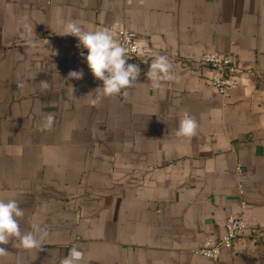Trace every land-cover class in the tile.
I'll use <instances>...</instances> for the list:
<instances>
[{
    "label": "crops",
    "instance_id": "1",
    "mask_svg": "<svg viewBox=\"0 0 264 264\" xmlns=\"http://www.w3.org/2000/svg\"><path fill=\"white\" fill-rule=\"evenodd\" d=\"M68 21L135 32L137 81L100 94ZM212 52L240 71L225 96L199 62ZM157 55L176 77L161 89ZM186 113L196 133L177 136ZM0 199L24 210L21 233L47 231L0 245V264H61L73 246L78 264H264V0H0ZM237 213L234 246L201 254Z\"/></svg>",
    "mask_w": 264,
    "mask_h": 264
},
{
    "label": "clouds",
    "instance_id": "2",
    "mask_svg": "<svg viewBox=\"0 0 264 264\" xmlns=\"http://www.w3.org/2000/svg\"><path fill=\"white\" fill-rule=\"evenodd\" d=\"M62 35H71L78 41L77 48L86 49L80 52L83 60L94 78L101 82L97 88L103 96H114L126 90L140 75V68L134 63H128L129 56L125 47L116 39L114 29L99 28L86 30L76 21H68L62 26ZM25 38L31 41L34 33L31 26L24 24ZM171 65L168 58L157 55L151 62L146 77L154 89H161L163 81L174 80L176 77L170 71ZM82 71L71 70L68 78H82ZM54 117L49 114L46 117V127L50 126ZM197 129L196 120L187 113L180 119L176 135L191 137ZM24 210L20 208L15 199L7 201L0 199V245L8 244L10 238H16L19 246L25 249L37 248L47 236V231L38 224H33L30 231L21 233L18 218L23 217ZM7 250L0 247V256L6 255ZM83 252L76 246L69 249L67 256L61 260V264H78L83 259Z\"/></svg>",
    "mask_w": 264,
    "mask_h": 264
},
{
    "label": "built area",
    "instance_id": "3",
    "mask_svg": "<svg viewBox=\"0 0 264 264\" xmlns=\"http://www.w3.org/2000/svg\"><path fill=\"white\" fill-rule=\"evenodd\" d=\"M117 40L125 49L130 58L137 57L139 53V37L128 29H119L116 33ZM201 65L209 67L211 75L208 84L222 96L227 95L231 86L238 83L240 71L229 53L212 52L199 58ZM241 192L243 187L240 186ZM246 229L244 213H237L227 218L225 232L214 246H206L199 250L205 256L217 258L224 249L234 246L236 239Z\"/></svg>",
    "mask_w": 264,
    "mask_h": 264
}]
</instances>
